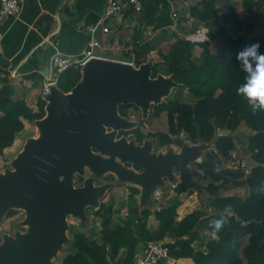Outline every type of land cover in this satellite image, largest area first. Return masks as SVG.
<instances>
[{"label": "trees", "instance_id": "16d2710c", "mask_svg": "<svg viewBox=\"0 0 264 264\" xmlns=\"http://www.w3.org/2000/svg\"><path fill=\"white\" fill-rule=\"evenodd\" d=\"M220 4L228 9L227 13H219L217 6ZM242 5L252 13L264 11V0H243ZM236 7L233 0H204L203 9L193 7L192 17L211 24L207 40L193 41L190 37L172 36L174 42L168 50L159 53L163 62H154L153 78L159 74L173 76L181 85L175 93L178 99L152 106L155 116L167 114L168 131L142 135L139 129H135L119 134L134 135L140 142L146 137L154 141L158 139L160 148L172 144L171 136H184L192 144H198L202 139L214 144L202 161L192 165V171L195 178L207 183L211 206L216 210L207 218L208 233L213 236L215 220L224 218L227 222L207 243L206 252L194 250L190 242L178 248L171 246V256L175 260L191 258L194 264H264V110L253 111V106L237 91L248 75L244 59H238V53L256 42L260 45L258 51L264 53V38L234 37L232 28L238 29L241 24ZM211 41L217 44L215 51ZM161 42L162 38L152 42L133 37V47L126 57L134 59L137 67L151 62L150 55L158 50ZM197 48L199 54H196ZM81 78L80 71L66 70L59 75L57 87L70 93ZM186 92L195 102L179 99ZM46 106L47 102L39 98L34 110L25 101H14L9 88L0 87V155L14 145L17 136L25 129L24 120L34 123L46 116ZM119 112L121 116L131 118L132 112L140 114V109L133 104L122 105ZM243 125L252 129L245 145L255 162L247 176L245 172L223 166L230 154L244 145L242 135H238ZM223 131L228 134L219 135ZM79 181L84 182L82 177ZM242 186L249 189L245 198L221 195V191ZM173 190L177 196L166 201L160 210H156L152 202L149 207L141 209L136 197L140 194L137 187H130L126 201H120L117 210L111 200H103L97 210L88 208L87 214L90 211L94 224L99 222L102 226L101 240H96V232L86 234L71 227L69 254L61 264H110L111 260L119 258L123 248L129 249L133 258L137 244L146 247L168 237L180 240L192 235L200 228L205 210H196L179 219L177 198L187 189L180 182ZM124 209H128V216L123 215ZM15 214L16 210H11L7 217ZM116 214L123 219V225L115 226ZM152 215L159 221L155 231L148 228Z\"/></svg>", "mask_w": 264, "mask_h": 264}, {"label": "water", "instance_id": "95a60500", "mask_svg": "<svg viewBox=\"0 0 264 264\" xmlns=\"http://www.w3.org/2000/svg\"><path fill=\"white\" fill-rule=\"evenodd\" d=\"M103 47V29L96 31ZM154 62L134 65L103 58L91 59L82 69L80 82L64 93L57 86L46 96V116L34 124L40 135L27 141L12 162L0 171V222L11 210L25 211V233L5 235L0 243V264H52L69 244V217L87 219V209H99L110 185L96 186L93 178L75 186L74 178L86 169L97 177L112 173L119 184L137 187L141 209L152 202L153 192L177 175L190 195L206 191L191 166L202 161L212 143L188 144L171 136L173 146L155 153L126 137L136 124L121 116L119 107L133 104L146 119L152 106L162 104L180 84L173 76L153 78ZM227 131L221 135H227ZM204 143V144H203ZM131 165L126 167V165Z\"/></svg>", "mask_w": 264, "mask_h": 264}, {"label": "crops", "instance_id": "0c3cea01", "mask_svg": "<svg viewBox=\"0 0 264 264\" xmlns=\"http://www.w3.org/2000/svg\"><path fill=\"white\" fill-rule=\"evenodd\" d=\"M182 1L185 0H141L143 11L139 16L125 11L118 17L104 19L107 0H23L20 16L7 17L0 25V87L9 88L14 101H25L35 110L38 99L45 100L47 96L45 84L57 80L53 57L56 54L71 58L82 56L92 39L88 32L90 26L109 29V33L103 31V47L96 50L102 58L130 60L126 53L133 47V37L152 42L162 38L161 47H169L174 42L172 36L182 38L180 33H184L179 30L182 24L174 20ZM177 29L179 31H174ZM184 31L187 34V30ZM24 124L23 131L34 125L27 120ZM125 192L113 191L111 197L115 199L116 210L120 200L127 198ZM196 195L199 199L201 192ZM109 201L110 198L104 200ZM126 212L128 209L123 210V215ZM115 217L116 221H122L117 214ZM126 253L116 264H136L131 252ZM176 264H194V261L184 258L176 260Z\"/></svg>", "mask_w": 264, "mask_h": 264}, {"label": "rangeland", "instance_id": "374dc122", "mask_svg": "<svg viewBox=\"0 0 264 264\" xmlns=\"http://www.w3.org/2000/svg\"><path fill=\"white\" fill-rule=\"evenodd\" d=\"M203 1L204 0H185L182 1V6H180L179 10H177L174 14V20L176 21V23L178 25L182 24L181 27H179V30H181L184 33H180L181 37L183 39H187L188 37H190L193 41H206L208 38V33L211 30V24L209 22H204L199 20L197 17L195 16H191V9L193 7H198L203 9ZM234 2L237 3V14H238V19L241 22L240 27L237 29L235 27L232 28L231 33L235 36H242V37H261L264 38V11L262 12H249L247 10H245L243 8L242 5V1L243 0H233ZM217 9L219 10V13L223 14V13H227L228 9H226L224 7L223 4H220L217 6ZM184 28V29H183ZM174 30V31H179ZM187 30L185 34V31ZM235 32H237L235 34ZM178 33V32H177ZM191 33V35H190ZM211 46H212V50L215 51L217 44L215 41H211ZM168 46L165 45L163 47H159L158 50L156 52H153L150 57V60H152L153 62H163L162 57L159 55V53L162 52H166L168 50ZM200 53V49H196V54ZM123 60L125 58H123V56L121 57ZM176 90H173L170 97L166 98L165 101H168L169 99L171 100H176L178 99L175 95ZM179 99H182L183 101H193L195 102V99L193 98V96L190 93H185L183 95V97H180ZM133 116V117H132ZM132 116L131 118H129L130 121L135 122L136 127L140 124V121H143V128L146 132H152V133H160V132H167L168 131V119H167V114L166 113H161L159 116H155L153 109L150 110V113L148 115V117L146 119H143V115L142 114H134L132 112ZM252 134V129L249 128L246 125H243L240 130L238 131V135H242V139L244 141V145H242L241 147H238L237 151L240 155L244 156L247 161H248V165H247V169L246 170H240L242 172H245V175L247 176L251 169L255 166V162L252 158V154L250 152H248L246 150V141H247V137ZM40 135L39 129L37 128V126L34 125H30L29 128L25 131H23L22 134H19V136H17L16 138V142L14 143V145L12 146V148L7 151H4L5 153L3 155H0V171L1 172H5L8 169H12V162L14 161V159L23 151L25 144L27 143V141L29 139L32 138H37ZM219 135H221V132L219 133ZM246 138H245V137ZM124 137H126L129 141H131L133 138L132 135H125ZM178 137V136H176ZM180 138L184 139L185 141H187L184 136H179ZM150 141V140H148ZM154 141V140H153ZM152 142L153 144V151L155 153H166L168 151V148H170L171 146H173V144H171L170 146L167 147H163L160 148L159 147V143H158V139L155 140L154 142ZM188 144H190V141H187ZM204 144V143H203ZM198 145H202L201 142L198 143ZM174 150L176 152H179V148L176 146H173ZM214 148V144L212 143L211 146L208 148V150L202 152V160L206 157L207 152L211 151ZM234 152V151H233ZM225 162V161H224ZM223 162V166L225 168L226 165ZM126 167H128V164L126 165ZM130 167V166H129ZM192 168V166H191ZM109 176V174L104 175L102 177H97L96 175H94L90 170L86 169V174L85 176H83L84 180H87L88 178H93L94 179V184L96 186H103V185H110V189L106 195L101 198L100 202H102L103 200H106L108 198H110L111 202L116 205L115 199L112 198L111 196L113 195V191L114 190H121L125 192V189L127 186L125 183H123L124 185H122L121 187H118L119 185H117V187L115 186L116 183H118V179L116 177L115 180L107 177ZM111 179V180H110ZM197 182L199 184L204 185L205 187L207 186V183L200 181L198 178H196ZM74 182H75V186L76 187H80V185H83L82 182L79 181V177L78 175L75 176L74 178ZM181 182V179L179 177V175H177L176 179L173 182H170L168 180H166V184L164 188H158V191L161 193V201H160V205H156L155 201L153 200L152 205L156 210L158 207H162L163 204L166 203V201H169L173 198H175L177 195L174 192V187L177 186V184ZM117 188V189H116ZM197 193H195L194 195H190L188 192L182 194L181 196H179L177 198V202H178V216L179 219H183L186 215H188L189 211L194 212L196 210H205V217L202 220V224L200 226L199 229H197L192 235L186 236L183 239H177L176 237H168L162 241L159 242H167L170 243L171 246H175L174 248H178V247H182V245L185 242H190L192 247L194 248V250H198V251H202V252H206V245L207 243L210 241L211 238H213V236H211L208 231L206 230V222H207V218L211 215V214H215L216 210H214V208L211 206V198L209 193L206 191H201V197L198 199ZM249 194V189L247 186H242V187H232L231 189L227 190V191H221V195L222 196H240L242 198L247 197ZM121 202L123 201L122 199L120 200ZM124 201H126V198L124 199ZM117 206V205H116ZM150 206V203L148 204L147 207ZM189 209V210H188ZM190 212V213H191ZM90 211L87 214V219L86 220H81L79 218H74V217H69L68 218V223L70 226V230L71 227H76L78 230H81L82 232L89 234L90 232H96L97 236L95 237L97 241L101 240L102 237V226L100 225L99 222H97V224L93 222V217L89 216ZM129 212L125 213V216H128ZM25 213L23 212L22 209H17L16 210V214L13 217H5L1 222H0V237H3L5 235L11 236V237H15L17 233H25L27 231V226L23 225V222L25 221ZM123 221V219H122ZM122 221H116L115 220V226L118 225H123L124 222ZM159 225V221L157 220L155 215H152L149 218L148 221V228L151 231H155L158 228ZM70 230L68 231L67 235L68 238L70 239ZM69 245L65 244L63 249L58 251V254L56 257H54L52 259V264H61L62 261L68 256L69 254ZM137 248V249H136ZM135 251H133V258L137 259V257L141 254L142 250L144 249L143 246L138 245L135 247ZM126 252H130L129 249L127 248H123L121 250V253L119 255V258L116 260H120V258L122 259V256H127ZM126 253V254H124ZM116 260H111L110 264H116ZM193 260V259H192ZM116 261V262H115ZM167 262L171 263V264H176V260H167L165 261V263L167 264Z\"/></svg>", "mask_w": 264, "mask_h": 264}, {"label": "built area", "instance_id": "2783aa9c", "mask_svg": "<svg viewBox=\"0 0 264 264\" xmlns=\"http://www.w3.org/2000/svg\"><path fill=\"white\" fill-rule=\"evenodd\" d=\"M23 0H0V25L7 17L18 18L22 11ZM125 11L131 12L134 16H139L143 11L141 0H107L104 19H111L122 15ZM98 26H90L88 32L92 39L89 43L88 50L79 57H66L56 54L52 59V67L57 73V80L59 75L69 69H75L82 72L83 67L93 58H102L97 55L96 50L100 46L96 39V31ZM104 33H109V29L105 28ZM135 65L134 60L128 62ZM57 80H50L45 84V95H49L50 89L57 86ZM226 167L230 170H246L248 161L240 155L237 151L230 154L228 160L224 162ZM156 205H160L161 193L156 189L152 195ZM161 207L157 209L160 210ZM25 213V211H23ZM171 256V245L167 242H152L142 250L141 254L136 259V264H160L167 260H173Z\"/></svg>", "mask_w": 264, "mask_h": 264}, {"label": "clouds", "instance_id": "9594fccd", "mask_svg": "<svg viewBox=\"0 0 264 264\" xmlns=\"http://www.w3.org/2000/svg\"><path fill=\"white\" fill-rule=\"evenodd\" d=\"M259 47L260 45L258 42L252 43L251 45L247 46L243 52H240L237 55L238 59H244L248 73L246 76V82L241 85L237 91L238 94H241L247 100V102L253 106V111H256L257 109L264 110V53H260L258 51ZM249 57L251 58L250 61L248 59ZM133 60L134 59H130L121 62L128 63ZM253 64L255 65L254 67ZM226 222L227 220L224 218L214 221L215 227L212 233L213 237L217 235Z\"/></svg>", "mask_w": 264, "mask_h": 264}, {"label": "flooded vegetation", "instance_id": "af4514ba", "mask_svg": "<svg viewBox=\"0 0 264 264\" xmlns=\"http://www.w3.org/2000/svg\"><path fill=\"white\" fill-rule=\"evenodd\" d=\"M140 114H142V112H141V110H140ZM135 129H139L141 132V134L142 135H148L149 133H152V132H146L145 130H144V128H143V121H140V124L135 128ZM135 129H133V130H135ZM120 134V133H119ZM133 136V138H131L132 140H134L135 141V143H136V145H138V146H143L148 140H150V141H153L152 139H148L147 137L144 139V141H142V142H140V141H138L137 139H136V136H134V135H132ZM121 137H123V136H119L118 135V139L119 138H121ZM154 142V141H153ZM129 166H131V165H128V167ZM109 174V176H107V177H109V178H111V179H113V180H115V178H114V176L112 175V173H108ZM83 178V177H82ZM110 179V180H111ZM83 181H84V178H83ZM83 183V182H82ZM117 185H119L118 187H121V185L119 184V183H116L115 184V186L117 187ZM80 186H82V185H80ZM125 187H127L126 188V192L125 193H127V194H129V190H130V187L131 186H129V185H127V186H125ZM112 189V188H111ZM111 189H109V190H111Z\"/></svg>", "mask_w": 264, "mask_h": 264}]
</instances>
